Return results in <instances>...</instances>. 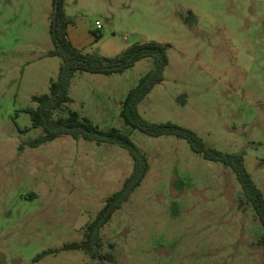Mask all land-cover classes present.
<instances>
[{"label": "rangeland", "instance_id": "obj_1", "mask_svg": "<svg viewBox=\"0 0 264 264\" xmlns=\"http://www.w3.org/2000/svg\"><path fill=\"white\" fill-rule=\"evenodd\" d=\"M65 8L69 38L86 54L112 59L136 43L168 44L164 81L140 114L190 129L223 153L244 154L264 194V0H66ZM53 13V0H0V264H98L63 248L84 239L133 171L116 145L69 136L27 145L43 130L22 132L32 126L26 110L49 93L61 64L48 56ZM152 68L142 60L124 73L79 72L71 81L69 106L101 130L130 133L150 163L101 231L99 253L115 258L101 262L263 264L264 229L253 208L240 205L235 173L184 139L125 126L122 103Z\"/></svg>", "mask_w": 264, "mask_h": 264}, {"label": "trees", "instance_id": "obj_2", "mask_svg": "<svg viewBox=\"0 0 264 264\" xmlns=\"http://www.w3.org/2000/svg\"><path fill=\"white\" fill-rule=\"evenodd\" d=\"M66 0H53V19L51 35L55 49L48 56L61 59L57 79L51 82L49 93L34 96L32 101L36 108H29L32 126L22 130L28 133L32 129L42 128L43 134L28 142L30 148H38L57 139L72 137L75 140H85L97 145H116L126 150L133 160L132 174L125 180L122 188L107 199L105 206L97 218L85 228L84 239L66 245L64 250H79L87 253L93 259L114 263L112 254L101 255L102 229L113 219L114 215L130 200L132 194L143 183L150 167L148 157L132 140L131 134L118 128L101 130L89 118L82 117L69 104L72 79L79 72L91 74L113 75L124 73L135 67L142 60H149L153 68L140 79L138 85L131 89L122 103L120 116L130 131L140 130L152 137L173 136L188 142L194 153L202 155L208 161L221 163L230 168L241 185L243 198L240 205H250L262 223L264 229V194L258 188L252 175L245 165L244 154H226L207 146L205 141L194 131L175 123H151L139 112L141 102L164 81L165 70L169 64L168 44L159 42L136 43L116 58H106L95 54H86L77 49L69 38V26L72 20L66 13ZM97 40L101 37L96 34ZM23 148L22 146L20 147ZM264 258V230L259 240ZM46 253L38 256L41 259ZM264 264V262H263Z\"/></svg>", "mask_w": 264, "mask_h": 264}, {"label": "built area", "instance_id": "obj_3", "mask_svg": "<svg viewBox=\"0 0 264 264\" xmlns=\"http://www.w3.org/2000/svg\"><path fill=\"white\" fill-rule=\"evenodd\" d=\"M99 25V23H97ZM100 26V25H99Z\"/></svg>", "mask_w": 264, "mask_h": 264}, {"label": "water", "instance_id": "obj_4", "mask_svg": "<svg viewBox=\"0 0 264 264\" xmlns=\"http://www.w3.org/2000/svg\"><path fill=\"white\" fill-rule=\"evenodd\" d=\"M180 102H181V100H180Z\"/></svg>", "mask_w": 264, "mask_h": 264}]
</instances>
